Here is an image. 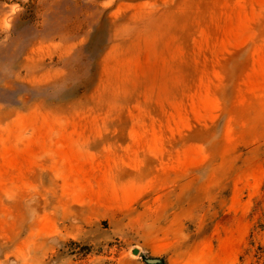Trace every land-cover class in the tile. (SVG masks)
<instances>
[{
  "label": "rangeland",
  "instance_id": "374dc122",
  "mask_svg": "<svg viewBox=\"0 0 264 264\" xmlns=\"http://www.w3.org/2000/svg\"><path fill=\"white\" fill-rule=\"evenodd\" d=\"M257 244L264 0H0V264Z\"/></svg>",
  "mask_w": 264,
  "mask_h": 264
},
{
  "label": "trees",
  "instance_id": "16d2710c",
  "mask_svg": "<svg viewBox=\"0 0 264 264\" xmlns=\"http://www.w3.org/2000/svg\"><path fill=\"white\" fill-rule=\"evenodd\" d=\"M252 258V264H264V244L256 245Z\"/></svg>",
  "mask_w": 264,
  "mask_h": 264
},
{
  "label": "water",
  "instance_id": "95a60500",
  "mask_svg": "<svg viewBox=\"0 0 264 264\" xmlns=\"http://www.w3.org/2000/svg\"><path fill=\"white\" fill-rule=\"evenodd\" d=\"M132 252H133L134 254H137V253H138L137 249H133ZM146 262H147V263H154V262H156V260H155V259H147Z\"/></svg>",
  "mask_w": 264,
  "mask_h": 264
}]
</instances>
